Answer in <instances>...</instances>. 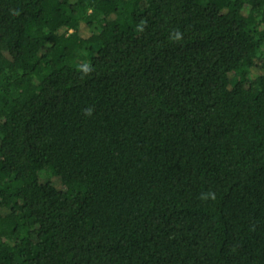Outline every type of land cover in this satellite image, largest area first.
<instances>
[{
	"label": "trees",
	"instance_id": "obj_1",
	"mask_svg": "<svg viewBox=\"0 0 264 264\" xmlns=\"http://www.w3.org/2000/svg\"><path fill=\"white\" fill-rule=\"evenodd\" d=\"M0 264H264V0H0Z\"/></svg>",
	"mask_w": 264,
	"mask_h": 264
},
{
	"label": "rangeland",
	"instance_id": "obj_2",
	"mask_svg": "<svg viewBox=\"0 0 264 264\" xmlns=\"http://www.w3.org/2000/svg\"><path fill=\"white\" fill-rule=\"evenodd\" d=\"M87 31H88V29H87V28H84V27H82V28L80 29V32L83 33V34L87 33ZM256 63H258V61H256ZM252 72H253V74H254L253 76H255V75H257L258 73H260V69H259L258 65H255V66H254Z\"/></svg>",
	"mask_w": 264,
	"mask_h": 264
},
{
	"label": "clouds",
	"instance_id": "obj_3",
	"mask_svg": "<svg viewBox=\"0 0 264 264\" xmlns=\"http://www.w3.org/2000/svg\"><path fill=\"white\" fill-rule=\"evenodd\" d=\"M177 36H179V33H177ZM86 111H87V114H91V111H92V110L89 108V109H87Z\"/></svg>",
	"mask_w": 264,
	"mask_h": 264
}]
</instances>
